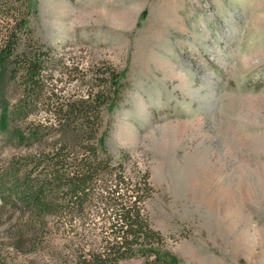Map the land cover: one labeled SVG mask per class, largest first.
<instances>
[{
  "label": "rangeland",
  "instance_id": "374dc122",
  "mask_svg": "<svg viewBox=\"0 0 264 264\" xmlns=\"http://www.w3.org/2000/svg\"><path fill=\"white\" fill-rule=\"evenodd\" d=\"M33 7L35 37L71 68L108 64L126 73L101 139L116 158L130 153L149 171L148 213L173 263L264 264V0ZM66 81L60 86L76 85ZM23 154L0 134V168ZM15 220L0 216V255L10 264H55L11 247Z\"/></svg>",
  "mask_w": 264,
  "mask_h": 264
},
{
  "label": "trees",
  "instance_id": "16d2710c",
  "mask_svg": "<svg viewBox=\"0 0 264 264\" xmlns=\"http://www.w3.org/2000/svg\"><path fill=\"white\" fill-rule=\"evenodd\" d=\"M33 4L0 0V134L24 152L0 168V216L16 217L11 247L55 264H174L148 213L149 171L101 139L126 73L71 68L35 37ZM64 80L76 85L61 87ZM0 264L10 263L0 255Z\"/></svg>",
  "mask_w": 264,
  "mask_h": 264
}]
</instances>
